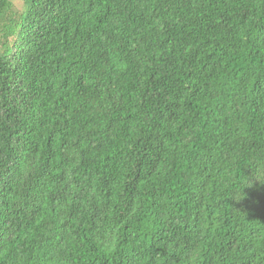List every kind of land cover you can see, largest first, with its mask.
Masks as SVG:
<instances>
[{
    "label": "trees",
    "instance_id": "obj_1",
    "mask_svg": "<svg viewBox=\"0 0 264 264\" xmlns=\"http://www.w3.org/2000/svg\"><path fill=\"white\" fill-rule=\"evenodd\" d=\"M0 264H264V0H0Z\"/></svg>",
    "mask_w": 264,
    "mask_h": 264
}]
</instances>
